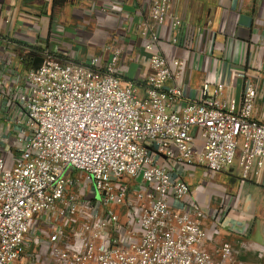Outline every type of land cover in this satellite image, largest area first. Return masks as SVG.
<instances>
[{
  "label": "built area",
  "instance_id": "obj_1",
  "mask_svg": "<svg viewBox=\"0 0 264 264\" xmlns=\"http://www.w3.org/2000/svg\"><path fill=\"white\" fill-rule=\"evenodd\" d=\"M147 11L149 72L137 84L119 76V49L82 63L44 47L30 70L0 57V264H235L229 243L218 259L208 251L218 231L204 229V210L171 169L259 174L255 80L226 104L209 72L199 100L186 102L189 61L158 53L157 29L189 58L201 48L170 0Z\"/></svg>",
  "mask_w": 264,
  "mask_h": 264
},
{
  "label": "crops",
  "instance_id": "obj_2",
  "mask_svg": "<svg viewBox=\"0 0 264 264\" xmlns=\"http://www.w3.org/2000/svg\"><path fill=\"white\" fill-rule=\"evenodd\" d=\"M170 1L173 14L191 26V47L201 48L189 58L169 41L164 26L156 28L157 52L167 61H189L185 101L199 100L209 72L225 84L226 104L233 98L240 103L247 82L254 79L258 98L253 115L264 123V0ZM150 2L0 0V57L25 70L17 48L24 53L50 48L58 59L82 63L94 56L105 63L119 49V76L124 84H137L149 72L144 28ZM194 134L195 144L201 145V131ZM183 170L182 175L179 168L171 172L189 185L190 199L204 210V229L218 231L206 245L211 255L218 259L221 245L229 243L235 264H264V167L246 181L237 164L214 177L202 166Z\"/></svg>",
  "mask_w": 264,
  "mask_h": 264
},
{
  "label": "trees",
  "instance_id": "obj_3",
  "mask_svg": "<svg viewBox=\"0 0 264 264\" xmlns=\"http://www.w3.org/2000/svg\"><path fill=\"white\" fill-rule=\"evenodd\" d=\"M20 47V46H18ZM19 50V53L22 54L23 53V67L25 70H30L33 68V59H32V55L33 54H39L41 52L40 49L37 48H33L30 50V52L24 53V49L22 48H17Z\"/></svg>",
  "mask_w": 264,
  "mask_h": 264
},
{
  "label": "water",
  "instance_id": "obj_4",
  "mask_svg": "<svg viewBox=\"0 0 264 264\" xmlns=\"http://www.w3.org/2000/svg\"><path fill=\"white\" fill-rule=\"evenodd\" d=\"M43 59L41 57H35L33 60V68L38 69L39 66L41 65Z\"/></svg>",
  "mask_w": 264,
  "mask_h": 264
},
{
  "label": "rangeland",
  "instance_id": "obj_5",
  "mask_svg": "<svg viewBox=\"0 0 264 264\" xmlns=\"http://www.w3.org/2000/svg\"><path fill=\"white\" fill-rule=\"evenodd\" d=\"M100 198H101V196H100V194L98 193V194H97V200H100ZM122 219H123V217H122Z\"/></svg>",
  "mask_w": 264,
  "mask_h": 264
}]
</instances>
